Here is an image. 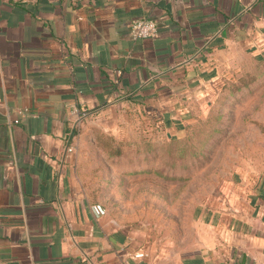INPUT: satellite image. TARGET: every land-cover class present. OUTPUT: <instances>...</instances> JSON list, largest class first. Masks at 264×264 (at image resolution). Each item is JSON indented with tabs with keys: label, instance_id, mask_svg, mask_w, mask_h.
<instances>
[{
	"label": "crops",
	"instance_id": "obj_1",
	"mask_svg": "<svg viewBox=\"0 0 264 264\" xmlns=\"http://www.w3.org/2000/svg\"><path fill=\"white\" fill-rule=\"evenodd\" d=\"M141 17L156 37L131 38ZM243 59L264 61V0H0V264H264V168L196 204L177 251L105 220L76 178L79 132L159 117L172 136Z\"/></svg>",
	"mask_w": 264,
	"mask_h": 264
},
{
	"label": "rangeland",
	"instance_id": "obj_2",
	"mask_svg": "<svg viewBox=\"0 0 264 264\" xmlns=\"http://www.w3.org/2000/svg\"><path fill=\"white\" fill-rule=\"evenodd\" d=\"M150 122L152 131L140 119L134 132H79L76 178L105 220L177 251L196 204L218 196L234 169L264 168V61L226 72L185 130L168 136L159 117Z\"/></svg>",
	"mask_w": 264,
	"mask_h": 264
},
{
	"label": "built area",
	"instance_id": "obj_3",
	"mask_svg": "<svg viewBox=\"0 0 264 264\" xmlns=\"http://www.w3.org/2000/svg\"><path fill=\"white\" fill-rule=\"evenodd\" d=\"M157 34L158 25L152 18L141 17L135 19L130 26V36L132 39L154 38ZM76 112L79 117H83L85 115V111L83 113H79L78 111Z\"/></svg>",
	"mask_w": 264,
	"mask_h": 264
}]
</instances>
